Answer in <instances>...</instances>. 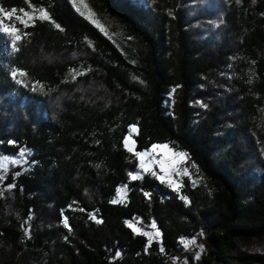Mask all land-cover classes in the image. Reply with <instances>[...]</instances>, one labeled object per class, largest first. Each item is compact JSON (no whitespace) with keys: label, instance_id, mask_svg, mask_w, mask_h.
I'll return each instance as SVG.
<instances>
[{"label":"trees","instance_id":"1","mask_svg":"<svg viewBox=\"0 0 264 264\" xmlns=\"http://www.w3.org/2000/svg\"><path fill=\"white\" fill-rule=\"evenodd\" d=\"M90 2L143 46L137 63L69 0H0L51 17L19 24L13 43L0 30V153L29 151L25 168L0 173V264H176L180 238L201 230L202 264H264L244 247L264 235V0H226L207 32L181 0ZM130 124L136 151L167 142L204 180L178 192L150 171L133 179ZM136 217L160 241L134 232Z\"/></svg>","mask_w":264,"mask_h":264},{"label":"rangeland","instance_id":"2","mask_svg":"<svg viewBox=\"0 0 264 264\" xmlns=\"http://www.w3.org/2000/svg\"><path fill=\"white\" fill-rule=\"evenodd\" d=\"M72 4L75 11L90 21L95 25L99 31L107 37L111 42H113L118 48L124 53L129 61L132 63H137L138 58L143 50V46L136 41L123 27V25L118 22L116 19L108 15L107 13L98 10L90 2V0H69ZM171 0H145L147 7H167V3ZM182 5H184L185 10L188 11V18H194L195 26L197 29H201L202 32L214 31L217 27H220L223 24V14L226 8V0H181ZM0 8L5 9V11H10L11 9H6L0 4ZM204 8V9H203ZM13 9V8H12ZM24 12L31 13L33 19L27 20V17H24L27 20V25L31 24L34 19L40 18V9L36 6L29 5L27 8H22ZM17 9V12L14 14L11 20L3 17V13H0V17L4 18V23L0 24V30L6 34L9 41L13 43L17 39V35H21L20 25L23 26L25 23H21L19 20L15 19V16H23V13ZM165 10V9H164ZM11 25V27H9ZM4 28H8L7 32L4 31ZM13 29H16L14 32ZM12 75L18 82H24V76L20 72L12 71ZM174 88H171L164 98V104L166 106H171L173 100ZM200 101L197 100L196 104H199ZM135 125H132L134 128ZM257 131L254 130L253 138L259 144V116L256 121ZM261 128L264 134V114L261 116ZM129 141L128 146H132L134 138L131 135H128L126 139ZM158 146L155 150L153 146ZM164 146H167L166 148ZM128 149V148H127ZM144 153V152H139ZM180 154H184L181 158ZM28 155L29 151L27 149H20L14 153H0V173L3 175L8 170H13L18 167L25 168L28 164ZM137 156V155H136ZM139 157V158H138ZM139 163V171L132 172L130 174L133 176H141L145 168L141 167V158L137 156ZM154 160V161H151ZM144 163L147 167H151L152 170L156 169V164L159 163L161 167V162L164 163L165 170L167 171V176L176 172L177 180L164 181L172 188L179 192L180 187L183 184V179L186 178L192 185L198 183L201 180H204V176L197 169L195 164L192 162L185 163L186 161V152L183 149H176L171 147L167 142H155L150 145L147 149L146 156L143 157ZM185 166L186 170L183 172V175L179 174V169ZM161 169V168H160ZM165 170L161 169V175H166ZM160 180V179H159ZM126 185H120L117 188V191L114 195V200L123 201L127 195ZM182 198L185 202H188L187 195L183 194ZM132 230L136 233H142L145 235L149 241H160V230L156 226L155 222L152 220L149 223H144L140 217H136L127 221ZM155 225V227H153ZM27 227V224H26ZM159 233V235H156ZM151 237V239H150ZM180 249L172 256V261L176 264H202L200 260L201 254L207 249L208 242L206 239V231L201 230L196 232L192 236H182L180 238ZM247 249H254L264 252V235L256 236L251 238L248 241V244L244 245Z\"/></svg>","mask_w":264,"mask_h":264},{"label":"snow or ice","instance_id":"3","mask_svg":"<svg viewBox=\"0 0 264 264\" xmlns=\"http://www.w3.org/2000/svg\"><path fill=\"white\" fill-rule=\"evenodd\" d=\"M20 12L23 13V16H15V19L19 20L21 23H25V25H27V20H31L33 19V15L31 13H28V12H24L23 9H20L19 10ZM17 12V9L13 8L11 9L10 11H5V9L3 8H0V13H3V17H6L7 19L11 20L14 16V14ZM3 17H0V24H3L4 23V18ZM24 17H27V20L24 19ZM40 18L41 19H45V20H49L51 19V17L49 16V13L47 11H45L44 9H40ZM9 27H11V25H9ZM56 27L57 28H60V25L59 24H56ZM9 29L8 28H4V31L7 32ZM13 31L15 32L16 29H13ZM17 40L20 39V36L17 35L15 37ZM21 75H23V73H21ZM129 144V141L126 140L125 141V145L128 146ZM158 146H153V149L155 150ZM165 148L167 146H164ZM129 151H132L133 149L131 147L128 148ZM141 158V167L145 168V170H149L147 165L144 163V160H143V157L146 155V153H139L138 154ZM184 154H180L181 158L183 157ZM161 169L162 170H165V166H164V163L161 162ZM165 174L167 175V171L165 170ZM133 179H136L138 177L136 176H133L132 177ZM163 179V178H162ZM169 183H171V181H169ZM99 222V221H98ZM65 226H67V220H65ZM131 226V225H130ZM153 227H155V225H153ZM145 235H147V233H145ZM156 235H159V233H157ZM151 239V237H150Z\"/></svg>","mask_w":264,"mask_h":264},{"label":"crops","instance_id":"4","mask_svg":"<svg viewBox=\"0 0 264 264\" xmlns=\"http://www.w3.org/2000/svg\"><path fill=\"white\" fill-rule=\"evenodd\" d=\"M132 125H135V124H130L129 125V127H128V132H127V134L125 135V137H124V143H125V141H126V139L128 138V135H131L133 138H134V135L136 134V132H137V126L135 125V127L134 128H132ZM126 146V145H125ZM133 150H132V152H135L136 153V155L138 156V154H139V152H144V153H147V149L148 148H145V149H142V150H138V151H136L135 150V139H134V142H132V146H130ZM150 147V146H149ZM127 148H129V147H127ZM146 156V155H145ZM144 156V157H145ZM139 158V157H138ZM161 167H160V165H159V163H157L156 164V169H153L152 170V168L151 167H149L148 166V169L149 170H144V171H150V172H152L158 179H160V180H165V181H174V180H177V174H176V172H173L172 174H170L169 176H167V175H161V169H160ZM137 177H139V176H137ZM163 178V179H162ZM172 187H174V186H172Z\"/></svg>","mask_w":264,"mask_h":264},{"label":"built area","instance_id":"5","mask_svg":"<svg viewBox=\"0 0 264 264\" xmlns=\"http://www.w3.org/2000/svg\"><path fill=\"white\" fill-rule=\"evenodd\" d=\"M151 161H154V160L151 159ZM185 170H186V168H185V166H183L181 169H179V174H180V175H183V174H184L183 172H184Z\"/></svg>","mask_w":264,"mask_h":264}]
</instances>
